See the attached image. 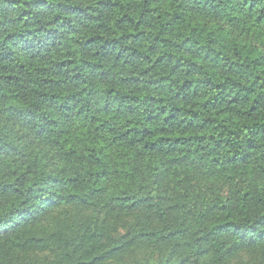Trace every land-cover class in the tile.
Returning <instances> with one entry per match:
<instances>
[{
    "label": "trees",
    "instance_id": "obj_1",
    "mask_svg": "<svg viewBox=\"0 0 264 264\" xmlns=\"http://www.w3.org/2000/svg\"><path fill=\"white\" fill-rule=\"evenodd\" d=\"M0 264H264V0H0Z\"/></svg>",
    "mask_w": 264,
    "mask_h": 264
}]
</instances>
